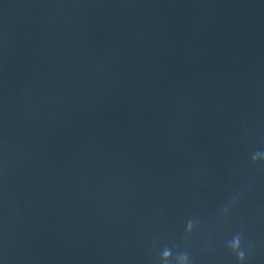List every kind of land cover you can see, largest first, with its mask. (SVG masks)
Listing matches in <instances>:
<instances>
[{
    "label": "water",
    "instance_id": "95a60500",
    "mask_svg": "<svg viewBox=\"0 0 264 264\" xmlns=\"http://www.w3.org/2000/svg\"><path fill=\"white\" fill-rule=\"evenodd\" d=\"M258 150L264 0H0L3 264H264Z\"/></svg>",
    "mask_w": 264,
    "mask_h": 264
},
{
    "label": "clouds",
    "instance_id": "9594fccd",
    "mask_svg": "<svg viewBox=\"0 0 264 264\" xmlns=\"http://www.w3.org/2000/svg\"><path fill=\"white\" fill-rule=\"evenodd\" d=\"M251 160L253 162L264 161V150H258L253 152L251 155ZM234 199L235 197L233 198V200ZM227 210V206H225L224 211L226 212ZM192 227L193 223L192 221H189L185 226V230L191 231ZM241 243V235L239 233L234 234L231 240L228 242V247L235 254L237 261H244L245 259V250L242 248ZM170 252L171 250L168 248H164L161 252L162 257L165 260V264H167V257L170 255ZM0 264H3V262L0 261ZM180 264H190V260L186 254L180 257Z\"/></svg>",
    "mask_w": 264,
    "mask_h": 264
}]
</instances>
